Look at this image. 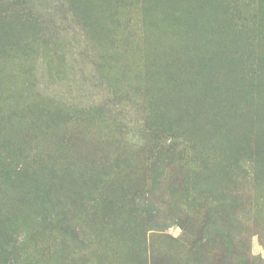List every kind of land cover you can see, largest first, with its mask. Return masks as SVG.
<instances>
[{
    "label": "rangeland",
    "instance_id": "1",
    "mask_svg": "<svg viewBox=\"0 0 264 264\" xmlns=\"http://www.w3.org/2000/svg\"><path fill=\"white\" fill-rule=\"evenodd\" d=\"M228 141L264 264V0H0V264H186Z\"/></svg>",
    "mask_w": 264,
    "mask_h": 264
},
{
    "label": "trees",
    "instance_id": "2",
    "mask_svg": "<svg viewBox=\"0 0 264 264\" xmlns=\"http://www.w3.org/2000/svg\"><path fill=\"white\" fill-rule=\"evenodd\" d=\"M208 132V130L205 131L206 136ZM203 143L205 142H200V144L196 142L190 143V151L193 156L189 158L186 156L184 161H180L173 168L174 171L183 174L181 177L180 174L178 175L175 172L178 175L177 180H180L184 190L189 188V186L195 188L196 191L203 188V190L207 191H203V196H205L204 192H213L215 188L217 190V186H220L216 191L219 194V198L212 199L215 205H211V209L207 211V220L204 222V228L199 231L198 238L191 243L192 247L189 249L190 251L184 262L186 264H253L248 240L249 234L246 235L247 232H245L248 228L245 225L243 226L244 228L241 230L242 236H236L234 229V221H236L237 214L235 212H238L240 216L244 209L237 205L230 207L229 204L226 206L227 201H232L231 198L234 195L232 185L235 182V178L232 174L233 169L228 161L230 155L235 152V146L231 141H228L226 143L227 150L225 151L221 147L218 148L217 145L208 146ZM171 149L176 150L173 147L169 149V152ZM168 164L170 166L175 165L172 159L168 161ZM192 173L198 176L196 178L200 181L198 186L190 184L188 181L189 175ZM207 180L209 181V186H206ZM215 182L217 184L216 187L213 186ZM187 193L192 200L197 199L198 197L196 196L199 195L197 194L194 197V189L191 188H189ZM205 203L203 202L200 205L204 208ZM182 217H184L183 214ZM186 221L188 224L185 225V228L194 223V221L189 219H186ZM121 245L122 243L118 241V248ZM125 251L127 252V250ZM128 260L129 253L127 252L123 257V263L128 264ZM158 260L162 264V256ZM159 262L157 261L158 264H160Z\"/></svg>",
    "mask_w": 264,
    "mask_h": 264
}]
</instances>
